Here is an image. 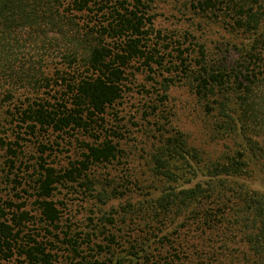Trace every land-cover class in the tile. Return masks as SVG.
I'll return each instance as SVG.
<instances>
[{
  "label": "trees",
  "instance_id": "1",
  "mask_svg": "<svg viewBox=\"0 0 264 264\" xmlns=\"http://www.w3.org/2000/svg\"><path fill=\"white\" fill-rule=\"evenodd\" d=\"M154 1L0 0V112L14 108L18 138L7 147L5 165L17 170L7 178L14 191L31 189L37 211L12 198L0 204V264H56V243L67 244L80 259L72 264H264V0H196L194 10L223 14L232 31L250 41L239 43L237 61L203 55L192 68L179 55L176 65L206 112L218 115L233 147L205 158L184 133L159 125L151 170L162 185L120 207L131 229L128 239L110 229L106 245L95 244L100 253L88 259L77 239L59 227L62 211L54 199L59 185L78 184L102 204L108 200L104 191L93 195L97 188L89 170L119 154L113 139L99 141V129L122 98L127 69L145 56L149 39L143 40L155 32L147 16ZM84 14L90 21L81 25L76 19ZM54 54L60 67L48 61ZM162 62L146 55L143 65L152 70ZM53 85L61 88L55 102L44 97ZM163 87L167 100L170 85ZM20 89L37 97L16 100ZM76 129L96 141L85 143L83 159L59 170L48 159L53 144L44 134ZM22 133L36 139L33 163L18 159L14 147ZM3 138L0 146L6 145ZM106 220L114 225V213Z\"/></svg>",
  "mask_w": 264,
  "mask_h": 264
},
{
  "label": "rangeland",
  "instance_id": "2",
  "mask_svg": "<svg viewBox=\"0 0 264 264\" xmlns=\"http://www.w3.org/2000/svg\"><path fill=\"white\" fill-rule=\"evenodd\" d=\"M72 2L73 0H67V3ZM195 2L196 0H155L151 4L147 16L151 17L155 32L149 33L146 40H143L146 43L149 39L146 48H142L145 56L135 58L127 69L128 78L123 86L122 98L108 110L103 123L105 131L99 129L102 131L99 141L106 137L113 139L119 154L115 160L93 164L89 170V176L97 188L93 195L97 196L99 191H104L108 200L102 204L89 194L91 192L84 193V189L78 184H61L55 191L54 199L62 211L59 227L62 232L68 233V238L77 239L83 257L90 259V254L100 253L95 244L106 245L110 229L119 238L128 239L131 229L123 224L127 218L119 214L120 207L138 201L142 192L153 191L157 187L156 190H159L161 187L162 184L154 178L151 170V154L159 134V125L170 131L179 130L184 133L189 145L199 150L205 158L221 156L224 151L233 147V140L227 138L220 128L218 115L206 112L204 102L186 82V75L181 70H176V65L179 64V55L192 68L203 55L212 61H237L239 43L248 44L250 40L242 32H233L223 14L217 18L215 14L194 10ZM76 15L81 14L74 12L75 17ZM91 18L95 19L93 15ZM76 20L81 25L86 24V21H90V16L84 14ZM146 55L153 57L154 61H163V66L154 63L152 70L144 66ZM48 61H54L51 67L54 63H58L57 67H60L61 58L58 55L54 54ZM164 84L170 85L167 100H163ZM52 87L47 89L50 96L44 97L55 102L60 98L57 90L61 88L59 85ZM23 93L26 92L18 90L16 100L26 102L27 96L31 99L37 97L30 92L28 95ZM12 113H15L14 108L9 110L7 106L0 112V137H4L6 142L5 146H0V204L10 198L17 203L24 201L26 208L37 215L31 189L26 192L23 188L14 191L7 178H13L17 172L16 169L10 172L5 165L7 147L18 139L14 134L17 133V128ZM44 135L45 141L53 144V150L49 151L52 154L48 159L59 170L69 167L70 162L83 159L85 143L93 144L96 141L89 132L80 129ZM21 137L23 139L18 141L20 145L14 147L18 151V159L33 163L38 155L36 139L23 133ZM112 212L116 222L110 226L106 219ZM36 221L37 226H43L39 220ZM40 230L34 233L38 234ZM41 233L44 234V231ZM61 239H64L62 234ZM53 251L58 261L56 264H72L80 260L73 256L65 243L53 244ZM127 251L128 249L122 250L124 254Z\"/></svg>",
  "mask_w": 264,
  "mask_h": 264
}]
</instances>
